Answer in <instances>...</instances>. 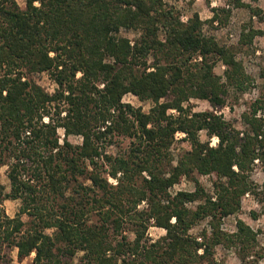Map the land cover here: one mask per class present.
Masks as SVG:
<instances>
[{
    "label": "trees",
    "instance_id": "1",
    "mask_svg": "<svg viewBox=\"0 0 264 264\" xmlns=\"http://www.w3.org/2000/svg\"><path fill=\"white\" fill-rule=\"evenodd\" d=\"M24 2L0 0V167L10 181L0 182V264L4 247L21 259L34 253L32 264H68L80 252L78 264H228L215 257L219 245L257 264L258 231L241 219L233 232L220 225L241 210L255 160H264V101L242 114L243 130L191 103L224 107L231 88L251 87L234 47L207 34L197 12L183 21L165 0ZM213 12L211 24L227 10ZM258 35L250 26L240 44ZM43 72L52 92L33 79ZM129 93L152 101L150 110L125 102ZM178 133L191 148L174 155ZM207 174L215 195L196 176ZM182 177L195 189L170 195ZM7 199L20 200L14 217ZM207 218L211 233L193 234ZM151 226L166 234L152 239Z\"/></svg>",
    "mask_w": 264,
    "mask_h": 264
},
{
    "label": "rangeland",
    "instance_id": "2",
    "mask_svg": "<svg viewBox=\"0 0 264 264\" xmlns=\"http://www.w3.org/2000/svg\"><path fill=\"white\" fill-rule=\"evenodd\" d=\"M22 6H25L24 0H19ZM165 2L176 7L181 14V19H187L193 13L197 12L205 21L204 31L207 34L214 35L220 42L226 43L234 47L237 52V59L243 61L247 73L252 77L253 84L245 92H238L234 88L230 89L228 102L224 107H213L209 101L194 98L191 100L194 111H209L215 114H222L224 118L231 122L240 130L245 128L242 114L251 108L252 103L261 99L264 101V35L256 36L249 45H241L240 39L244 29H249L250 26L255 29L264 31V0H239L240 3L249 6H238L237 0H165ZM225 9L227 12L221 13L222 22L216 20L213 24L208 20L213 17V9ZM252 9L259 11L256 13ZM184 21V20H183ZM187 21V20H186ZM122 34L134 39L138 33L135 31H126L122 29ZM247 31V30H246ZM215 71L225 79V66L218 63ZM38 83H40L46 90L53 91V84L48 76V73H37L33 75ZM124 101L131 103L136 107H142L144 111H149L153 103L150 100H140L136 95L129 93L124 97ZM258 114H264V109H259ZM61 138L64 137V130L59 131ZM184 137L183 133L177 134V140L174 142L173 154L177 155L184 150L191 148L190 142L181 140ZM202 140H207L208 136L205 131L200 132ZM70 140L79 144L82 138L79 136H70ZM212 144L217 145L219 139L212 138ZM110 151L116 149L111 146ZM264 150V149H263ZM200 183L205 188L206 192L215 195L213 183L214 176L212 174L196 175ZM253 181V189L245 194L242 198L241 210L227 217L221 221L220 228L224 231L233 232L236 230V224L239 219L243 220L247 225L258 231V238L261 247H264V160L258 159L255 161L254 170L251 173ZM0 182L10 188V181L8 177V166L0 167ZM195 189V182L188 177H182L181 181L176 183L169 189V194L174 195L177 191H193ZM199 201L189 203V207H195ZM20 200L7 199L3 202L2 207L7 215L10 217L16 216L20 208ZM23 219L28 221V216L24 215ZM211 218H207L197 224L191 232L199 235L204 229L211 233ZM130 233V232H128ZM166 234V230L162 227L151 226L148 236L152 239H157ZM133 239L134 234L130 233ZM3 253L6 255L8 264H32L34 253L30 256L21 259L18 256L17 248H3ZM215 257L219 260H224L228 264H242L234 250L227 249L221 245L215 249ZM82 253H78L68 264H78ZM257 264H264V253L258 258Z\"/></svg>",
    "mask_w": 264,
    "mask_h": 264
},
{
    "label": "built area",
    "instance_id": "3",
    "mask_svg": "<svg viewBox=\"0 0 264 264\" xmlns=\"http://www.w3.org/2000/svg\"><path fill=\"white\" fill-rule=\"evenodd\" d=\"M187 19H188V17H187ZM187 19H186V20H187ZM183 20H184V21H186L185 19H183ZM259 115H264V114L260 113ZM255 161L257 162V161H258V159H257V160H255Z\"/></svg>",
    "mask_w": 264,
    "mask_h": 264
}]
</instances>
